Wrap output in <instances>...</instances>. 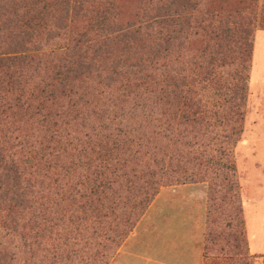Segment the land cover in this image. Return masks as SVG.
Masks as SVG:
<instances>
[{"label": "trees", "instance_id": "1", "mask_svg": "<svg viewBox=\"0 0 264 264\" xmlns=\"http://www.w3.org/2000/svg\"><path fill=\"white\" fill-rule=\"evenodd\" d=\"M120 1L0 0V200L8 202L7 211L49 188V177L58 189L52 175L63 169L61 139L72 145L78 138L69 131L76 124L92 127L84 115L95 113L101 123L106 111L89 99L94 84L104 98L105 92L130 95L141 87L154 93L161 113L171 114L176 124L227 125L225 138H238L252 1L133 0L127 14ZM195 41L199 46L189 53ZM227 67L226 79L221 70ZM209 87L218 93L211 111L201 98ZM95 158L119 159L107 148ZM120 165L129 166V160ZM129 172L137 173L133 167ZM101 177L97 185L87 181L88 191L80 194L85 204L92 192L109 188L104 171ZM234 248L240 253V243ZM7 258L0 243V264H8Z\"/></svg>", "mask_w": 264, "mask_h": 264}, {"label": "rangeland", "instance_id": "2", "mask_svg": "<svg viewBox=\"0 0 264 264\" xmlns=\"http://www.w3.org/2000/svg\"><path fill=\"white\" fill-rule=\"evenodd\" d=\"M249 1V79L242 120L235 125L238 138H225L227 125L176 124L171 114L161 113L154 93L141 87L130 95L121 89L112 96L105 92L104 98L103 88L94 84L89 99L106 111L101 123L95 113L85 114L92 127L76 124L69 131L70 138H78L72 145L61 139L57 154L63 169L52 175L58 189L49 177L44 183L49 188L31 195L29 203L7 211L8 202L0 200V243L8 264H137L152 256L154 238L160 239L164 227L168 231L170 220L174 226L192 221L203 264H264V256L255 258L246 247L245 221L261 216L257 207L264 210V0H242ZM120 2L130 13L133 0ZM198 46L193 42L189 53ZM230 72L227 67L221 75ZM217 96L209 87L202 104L216 110ZM104 148L119 159H96ZM122 160L129 166L122 167ZM102 171L109 188L92 192L85 204L80 194L88 191L87 181L97 185L104 178ZM239 243L240 253L234 248Z\"/></svg>", "mask_w": 264, "mask_h": 264}, {"label": "crops", "instance_id": "3", "mask_svg": "<svg viewBox=\"0 0 264 264\" xmlns=\"http://www.w3.org/2000/svg\"><path fill=\"white\" fill-rule=\"evenodd\" d=\"M254 211L261 216L250 223L245 221L246 237L249 253L253 257H261L264 256V210L257 207ZM180 224L182 226H174L170 220L168 231L165 232L164 227L160 231V239L154 238L152 256H142L137 264H203L199 233L195 232L192 221Z\"/></svg>", "mask_w": 264, "mask_h": 264}]
</instances>
